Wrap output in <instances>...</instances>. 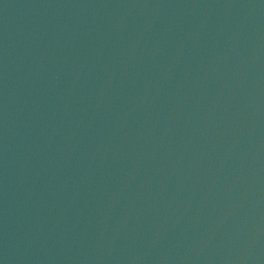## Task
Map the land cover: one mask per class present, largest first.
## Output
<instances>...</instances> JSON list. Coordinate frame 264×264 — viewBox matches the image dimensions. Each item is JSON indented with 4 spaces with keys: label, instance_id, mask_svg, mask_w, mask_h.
I'll return each instance as SVG.
<instances>
[{
    "label": "water",
    "instance_id": "1",
    "mask_svg": "<svg viewBox=\"0 0 264 264\" xmlns=\"http://www.w3.org/2000/svg\"><path fill=\"white\" fill-rule=\"evenodd\" d=\"M0 264H264V0H0Z\"/></svg>",
    "mask_w": 264,
    "mask_h": 264
}]
</instances>
